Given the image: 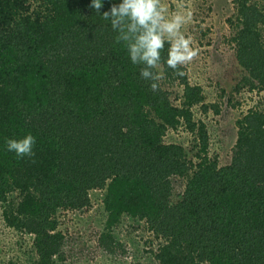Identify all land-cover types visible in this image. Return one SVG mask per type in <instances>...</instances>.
I'll return each instance as SVG.
<instances>
[{"label":"trees","instance_id":"trees-1","mask_svg":"<svg viewBox=\"0 0 264 264\" xmlns=\"http://www.w3.org/2000/svg\"><path fill=\"white\" fill-rule=\"evenodd\" d=\"M91 2L0 0V208L32 240L26 261L69 264L60 214L92 208L99 191L98 247L111 260L129 257L116 233L128 220L157 242H145L157 264H264V4L233 0L229 68L243 74L232 95L263 98L236 122L221 165L202 115H220L222 102H206L185 67L182 77L167 67V44L152 91ZM121 2L103 0L101 14ZM168 85L182 95L173 100ZM180 129L191 148L168 141ZM29 133L33 157L7 151L6 138Z\"/></svg>","mask_w":264,"mask_h":264},{"label":"rangeland","instance_id":"rangeland-1","mask_svg":"<svg viewBox=\"0 0 264 264\" xmlns=\"http://www.w3.org/2000/svg\"><path fill=\"white\" fill-rule=\"evenodd\" d=\"M170 11H176L177 5L183 4L184 10L191 12L190 23L184 26V33L192 40V46L198 50L196 58L188 65L187 74L192 84L203 87L206 102L212 104L222 102V113L214 116L212 112L203 117L210 134V155L218 156L221 165H227L232 157L237 140L238 128L236 122L250 109L255 108L262 100V94H250L246 91L236 96L232 95L233 87L239 82L242 72L230 67L234 63V47L230 43L235 35V5L233 0H164ZM261 6L264 0H252ZM231 20V21H230ZM264 28V27H263ZM236 71V72H235ZM168 89L174 92L173 100L182 95V88ZM222 90L225 97L220 98ZM229 96H236L242 106L234 109L227 103ZM179 103L178 99L175 100ZM197 118L199 110H195ZM169 142L183 144L191 148L192 138L183 129L170 133ZM178 189L182 188V180H176ZM181 190V189H180ZM97 195V196H96ZM92 195L93 207L80 212L67 211L60 214V230L66 236L65 251L69 264H157L153 252L148 250L151 240L154 250L157 242L149 234L139 229V224L124 220L116 229L118 237L129 250L125 261L111 260L98 247V233L103 219L99 208L102 193ZM16 196V195H15ZM17 203L18 200L12 197ZM0 208V264H29V254L32 240L30 237L17 235L3 222ZM150 238V239H149ZM21 240V241H20ZM31 254V253H30ZM31 256V255H30Z\"/></svg>","mask_w":264,"mask_h":264},{"label":"clouds","instance_id":"clouds-1","mask_svg":"<svg viewBox=\"0 0 264 264\" xmlns=\"http://www.w3.org/2000/svg\"><path fill=\"white\" fill-rule=\"evenodd\" d=\"M90 7L104 20H110L113 30L118 32L116 42H123L133 64L143 65L140 75L152 81V91L158 90L162 78L159 69L166 44V65L177 76L182 77L181 69L198 55L191 38L183 31L191 21V12L184 10L183 4L170 11L164 0H122L102 14L103 0H92ZM35 143L36 138L30 133L20 139H5L7 151L18 158L33 157Z\"/></svg>","mask_w":264,"mask_h":264}]
</instances>
